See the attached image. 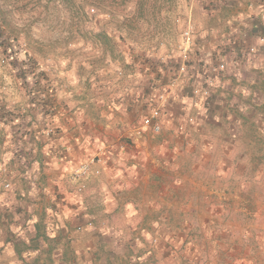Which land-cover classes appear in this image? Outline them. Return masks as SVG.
<instances>
[{
	"label": "crops",
	"instance_id": "obj_1",
	"mask_svg": "<svg viewBox=\"0 0 264 264\" xmlns=\"http://www.w3.org/2000/svg\"><path fill=\"white\" fill-rule=\"evenodd\" d=\"M234 41L219 55L228 70L213 93L215 102L225 101L217 107L199 103L202 92L185 100L174 89L177 79H157L151 70H139L130 98L123 85L100 95L74 93L83 90L80 74L75 66L66 70L55 110L39 128L37 153L4 162L11 170L10 181L0 182V264H250L245 218L259 211L250 190L264 166L238 161L245 149L238 155L235 148L245 139L242 126L264 117V50L239 33ZM195 46L209 56L221 52L214 42ZM192 66L183 82L193 86ZM86 81L96 86V79ZM156 101L158 133L141 127ZM184 101L197 107L195 115ZM206 126L222 128V135L210 137ZM127 137L132 143L121 142ZM102 146L107 161L96 164L100 173L79 191L70 172ZM202 146L210 156L192 161Z\"/></svg>",
	"mask_w": 264,
	"mask_h": 264
},
{
	"label": "rangeland",
	"instance_id": "obj_2",
	"mask_svg": "<svg viewBox=\"0 0 264 264\" xmlns=\"http://www.w3.org/2000/svg\"><path fill=\"white\" fill-rule=\"evenodd\" d=\"M2 1L5 2L0 3L3 8H11L10 0ZM19 1L26 6L6 15L17 27L30 24V35L17 32L18 38L13 41L15 34L9 28L0 29V41L12 43L10 46L13 47L11 56L8 55L9 49L7 53H2L0 47V182L10 181L7 175L11 165H4L5 161H29L37 153L39 128L53 114V105L60 96L58 91L66 79L63 73L72 66L78 69L83 89H76L74 93L84 91L100 95L106 93L108 85H114L113 89L117 90V85H123V92H130L127 95L130 98L133 88L136 91V78H141L139 70L142 73L151 70L157 79H177L180 84L177 83L174 89H179L185 100L191 94L196 98L199 92L207 90V94L201 93L197 101H205L206 107H217L224 105L225 101L215 102L213 93L219 79L228 70L224 58L219 55L233 46L236 34L239 33L243 39H251L254 47L264 50V0H173L168 9H163L158 21L137 20L136 26L123 22V14L127 13L129 5L124 11L116 13L77 0L83 12L78 14L56 2L33 9L32 3H29L32 0ZM45 3L42 0V4ZM238 12H242L241 19L235 16ZM187 29L190 39L185 43L183 32ZM100 31L112 38L113 50L100 44L97 37ZM194 42H200L206 48L211 42L217 43L221 52L211 54L212 57L207 50L196 52ZM188 64L193 65L190 72V78L195 83L193 86L188 84L189 80L183 82ZM221 64L223 67H220ZM164 69H167V76L162 74ZM90 78L96 79V86L86 85V80ZM145 90L144 95L149 92L148 88ZM159 91L154 92L156 97ZM186 103L190 113L195 115L197 107ZM156 104L157 101L152 106ZM149 107L144 100L142 108ZM131 114L136 118V111ZM212 116L206 119L214 120ZM206 127L210 137L222 135V128ZM242 132L249 143L243 138L237 140L235 153L239 155L245 149V155H240L238 161H263L264 166V117L259 120L255 116L250 123L242 126ZM45 135L48 138L52 136V129L48 128ZM123 139L125 141L121 142L132 143L130 137ZM106 150L104 146L97 148L85 160L96 156V161H107ZM196 155L190 159L199 161L210 156L203 146L197 149ZM218 157L219 151L213 150L211 161H217ZM250 194L253 207L259 211L247 214L245 218L252 229L249 259L250 264H264V175L251 184ZM234 221L237 223L238 218Z\"/></svg>",
	"mask_w": 264,
	"mask_h": 264
},
{
	"label": "trees",
	"instance_id": "obj_3",
	"mask_svg": "<svg viewBox=\"0 0 264 264\" xmlns=\"http://www.w3.org/2000/svg\"><path fill=\"white\" fill-rule=\"evenodd\" d=\"M11 8H3L0 4V29L9 28L11 33H14L15 37H13V41H15L18 36L17 32H22L25 35H30V24H25L24 27H17L13 21L9 19L6 15L7 13H12L15 9L21 10L22 7L26 6V3H21L19 0H10ZM85 3H91V5L102 9V10H110L111 12H120L124 11L127 5L130 6L129 10H127L126 14H123V22H127L128 26H136L137 20L142 21H150L155 20L158 21V17L160 16L163 9H168L173 0H83ZM45 4H42V0H32L29 3H32V8L35 9L39 6H47L50 2H56L61 7L66 10L73 11L76 13H83L82 9L78 6L77 0H45ZM0 3H5L4 1ZM39 11L38 13H40ZM39 15V14H38ZM98 40L100 44L105 48H109L110 50L114 49V45L112 43V38L109 37L105 32L100 31L97 33ZM9 44V45H8ZM12 43L0 41V47L2 48V53H7L9 49V56L13 51V47H11ZM11 45V46H10ZM7 55V57H8ZM13 59V58H12ZM214 122V120H211ZM209 123V122H207ZM214 124H210L209 126H213ZM259 150V149H258Z\"/></svg>",
	"mask_w": 264,
	"mask_h": 264
},
{
	"label": "built area",
	"instance_id": "obj_4",
	"mask_svg": "<svg viewBox=\"0 0 264 264\" xmlns=\"http://www.w3.org/2000/svg\"><path fill=\"white\" fill-rule=\"evenodd\" d=\"M190 39V31L187 29L183 32V41L187 43ZM220 67H223L221 64ZM203 94H207V90L201 91ZM160 98L158 101H160ZM161 106L159 104H156L152 107V109L148 112L147 115H145L142 118L141 127L145 129H150L151 131L158 133L160 131L161 125L158 121L159 118V112H160ZM98 158L96 156H93L76 167L72 169L70 172V179L76 183L78 186V190H83L86 186L87 180L90 178V176L97 175L100 173L99 168L96 167V164L101 161H96Z\"/></svg>",
	"mask_w": 264,
	"mask_h": 264
}]
</instances>
